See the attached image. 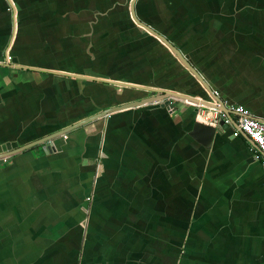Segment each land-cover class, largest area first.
I'll return each mask as SVG.
<instances>
[{
	"label": "crops",
	"instance_id": "obj_1",
	"mask_svg": "<svg viewBox=\"0 0 264 264\" xmlns=\"http://www.w3.org/2000/svg\"><path fill=\"white\" fill-rule=\"evenodd\" d=\"M130 1L0 0V145L149 95L103 81L209 99L132 21ZM135 13L226 106L264 121V0H136ZM172 102L173 113L122 110L54 138L55 152L4 158L0 264H264L253 147L219 127L204 149L188 132L206 110Z\"/></svg>",
	"mask_w": 264,
	"mask_h": 264
},
{
	"label": "water",
	"instance_id": "obj_2",
	"mask_svg": "<svg viewBox=\"0 0 264 264\" xmlns=\"http://www.w3.org/2000/svg\"><path fill=\"white\" fill-rule=\"evenodd\" d=\"M135 3L136 0H131L129 4V12L130 17L132 21L141 29L146 31L148 34L156 38L160 43H162L169 51L170 53L181 63V65L186 69L188 74L193 77L206 91L208 94V100H204L198 97H195L194 95H186L179 92H176L174 90L170 89H157V88H151V87H139L137 85L128 84V83H118L113 81H103L107 84H113L117 85L119 87L123 88H129V89H135L147 92L149 95L145 98H141L138 100H131L124 103H121L120 105L113 106L107 109L102 110L99 113H96L78 123H75L65 129H62L56 133H53L47 137H44L42 139H39L38 141H35L29 145L18 147L16 143H5L0 145V165L3 163L4 158H8L11 155L21 152L27 149H30L31 147L37 146V145H43L42 150L45 154H48L49 152H55V148L52 145V140L58 136H62L66 133H68L71 130H74L78 127L84 126L90 122H93L98 119L105 118L113 113L122 111V110H128L135 107H141V106H147L149 104H159L161 108L166 109L169 113L175 112V108L173 106L172 101L182 102L187 105L194 106V108L197 111V107L203 108V109H211L216 111H221L223 113H228V110L226 108V105L224 102L216 95V93L208 86V84L204 81L202 76L197 72V70L183 57V55L174 47L165 37L154 31L152 28H150L148 25L142 23L136 16L135 13ZM9 4L12 6V4L9 2ZM14 32H15V25ZM8 52V51H7ZM8 54L6 53V58ZM17 59H10V63L12 65H17ZM59 76H65V77H74V78H83L87 80H94L91 78H85V77H79L78 75H69L61 72H50ZM239 106V105H238ZM243 107V106H242ZM247 110V109H246ZM250 113V112H249ZM255 118V117H254ZM256 119V118H255ZM260 120V119H258ZM263 121V120H260ZM219 127H225L223 126L222 122L218 123V126L212 127L211 125L197 122L195 121L193 123L192 129L190 132H188V136L194 140L196 143L201 145L204 149L210 150L212 141L214 138V135L217 132V129ZM233 127L236 129V126L233 125ZM240 135L246 139L250 145L255 148V145L253 142L243 133L240 132ZM89 201V199H87Z\"/></svg>",
	"mask_w": 264,
	"mask_h": 264
},
{
	"label": "built area",
	"instance_id": "obj_3",
	"mask_svg": "<svg viewBox=\"0 0 264 264\" xmlns=\"http://www.w3.org/2000/svg\"><path fill=\"white\" fill-rule=\"evenodd\" d=\"M10 59L8 56L7 62H10ZM226 108L228 113L205 109L206 112L202 111L204 113V119L207 124L214 127L218 126L219 122H222L223 126L232 128V137H238L240 132L245 134L255 145V148H252L253 156L259 163L264 176V121L255 119L242 106L231 105L226 106ZM233 125L236 126V129Z\"/></svg>",
	"mask_w": 264,
	"mask_h": 264
}]
</instances>
